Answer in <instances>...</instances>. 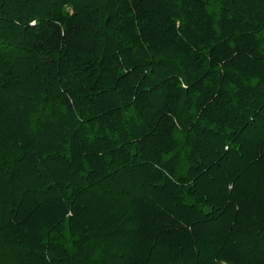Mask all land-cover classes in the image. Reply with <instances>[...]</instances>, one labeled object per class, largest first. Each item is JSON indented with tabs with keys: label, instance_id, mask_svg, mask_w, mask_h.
Returning a JSON list of instances; mask_svg holds the SVG:
<instances>
[{
	"label": "trees",
	"instance_id": "trees-1",
	"mask_svg": "<svg viewBox=\"0 0 264 264\" xmlns=\"http://www.w3.org/2000/svg\"><path fill=\"white\" fill-rule=\"evenodd\" d=\"M0 264H264V0H0Z\"/></svg>",
	"mask_w": 264,
	"mask_h": 264
}]
</instances>
